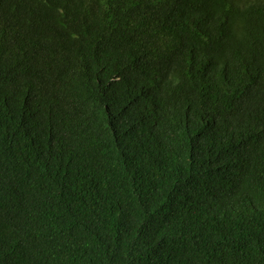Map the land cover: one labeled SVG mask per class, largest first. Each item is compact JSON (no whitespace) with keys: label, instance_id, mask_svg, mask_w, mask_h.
I'll use <instances>...</instances> for the list:
<instances>
[{"label":"trees","instance_id":"1","mask_svg":"<svg viewBox=\"0 0 264 264\" xmlns=\"http://www.w3.org/2000/svg\"><path fill=\"white\" fill-rule=\"evenodd\" d=\"M0 264H264V0H0Z\"/></svg>","mask_w":264,"mask_h":264}]
</instances>
